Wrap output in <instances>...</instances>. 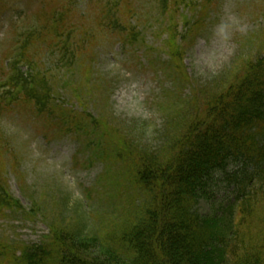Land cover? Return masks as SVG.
Instances as JSON below:
<instances>
[{
  "label": "trees",
  "instance_id": "trees-1",
  "mask_svg": "<svg viewBox=\"0 0 264 264\" xmlns=\"http://www.w3.org/2000/svg\"><path fill=\"white\" fill-rule=\"evenodd\" d=\"M198 1L186 0L191 16L184 18V34L173 32L165 41L167 60L151 49L155 74L162 71L167 80L172 79V88L159 102L153 101L160 118L156 146H147L127 132L121 136L113 132L114 138L112 113L96 118L89 113L82 122L66 120L68 110L62 108L51 112L53 83L44 74L47 69L37 65L36 52L43 45L57 52L51 55L59 56L57 62L66 67L62 75L65 68L56 64L63 81L76 63L80 45L75 42L86 37L85 32L73 27L62 12L47 11L46 4L32 13L17 14L11 24L16 30L15 48L9 52L13 54L1 84L0 105H11L10 111L27 109L34 117L50 111L57 132L78 141L80 151L74 160L80 154L83 167L95 161L103 164L95 185L86 191L87 199H102L95 186L107 182L106 201L118 204L119 211L107 225L102 222L101 232L89 230L83 215L80 221L76 219L81 215L67 222L71 204L66 197L58 200L55 215L39 212L44 201L38 209L31 200L25 212L1 183L8 164L3 154H12L13 148L3 150L8 142L0 128V213L43 215L48 228L39 244L8 248L6 264H264V31L257 37L260 45L245 37L243 46L249 47V55L241 56L237 66L209 81L193 83L182 66L184 47L207 29L213 0H202L200 8L195 6ZM155 2L165 10L169 0ZM117 13V5L112 4L108 18L107 11L101 14L102 24L107 18L106 27L116 30ZM128 14L139 23V12ZM118 29L123 44H144L137 25ZM216 178L233 183L234 198L226 207L202 213L199 204L207 203L210 189L217 188Z\"/></svg>",
  "mask_w": 264,
  "mask_h": 264
},
{
  "label": "rangeland",
  "instance_id": "rangeland-1",
  "mask_svg": "<svg viewBox=\"0 0 264 264\" xmlns=\"http://www.w3.org/2000/svg\"><path fill=\"white\" fill-rule=\"evenodd\" d=\"M201 1L195 4L197 8H200ZM152 3L149 0H117V17L121 26L137 25L138 31L145 34V44L163 56L168 50L165 41L170 34H184V18L188 19L191 12L185 9L186 0H169L165 10H162L159 2L152 0ZM42 4H46L47 11L61 10L68 6L74 25L87 36L75 42V46L80 47L76 53L75 66L65 79L69 87H58L60 103L68 101L66 110L74 108L77 114H81L77 119L82 118V122L90 112L96 117L100 113L104 116L112 113V134L115 132L121 136L127 132L147 146H156L160 118L153 107V101L157 99L159 102L164 92L172 88V79L167 80L162 71L153 76L149 66L151 53H145L147 46L142 48V52L138 49L139 52L135 54L128 46H121V34L118 31H110L102 26L99 22L103 9L101 0H2L0 63L5 65V55L12 36L11 24L17 21L15 16L21 11L32 13ZM129 11L140 13L137 17L139 23L136 17L129 18ZM208 15L207 29L196 37L193 44L184 47L182 66L193 83L209 81L220 73L228 72L231 66H237L241 56L248 57L249 47L243 46L245 37H252L253 42L262 44L257 37L264 31V0H218V3L213 0ZM167 28L172 29L167 32ZM154 33L158 36H154ZM253 46L256 47L255 44ZM134 55L139 61H135ZM41 57L42 62L48 59L45 52H42ZM162 60L167 59L163 57ZM139 63L144 67H140ZM55 65L46 69L52 72ZM54 80L58 82L57 77ZM0 125L8 129L13 141L9 146L16 150L12 154H3V160L11 164L10 169L16 178V184L12 178L8 182L10 193L24 208L31 206L28 198L30 195L36 206L44 201L42 211H39L41 214L53 211L55 215L57 204H60L58 200L66 197L71 204L66 221L73 223L81 215L76 219L80 221L83 215L86 227L98 232L102 230V222L107 225V220L118 214V204L106 201L104 187L106 189L107 182L101 187L95 186L104 196L102 199L95 197L94 201L87 200L86 190L95 185L103 167L100 163L83 167L80 165V157L74 160L80 151L76 139L62 136L45 139L42 137L45 126L37 123L28 112L16 109L13 112L2 111ZM3 150H8L6 144ZM16 164L21 166V172L15 169ZM24 179L28 187L25 195L19 193ZM216 181L218 188L210 190L209 202L199 204L202 213L210 212L214 206L226 207L231 199V188L220 185L219 179ZM44 218L43 215L32 219L29 215H17L12 219V226L11 220H2L0 238L4 237L8 242L15 240L22 244H38L48 232Z\"/></svg>",
  "mask_w": 264,
  "mask_h": 264
}]
</instances>
